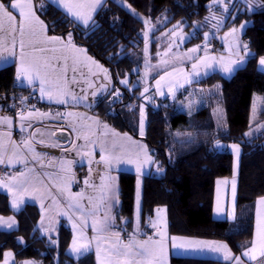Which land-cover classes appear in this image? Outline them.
Segmentation results:
<instances>
[{"label":"trees","instance_id":"trees-1","mask_svg":"<svg viewBox=\"0 0 264 264\" xmlns=\"http://www.w3.org/2000/svg\"><path fill=\"white\" fill-rule=\"evenodd\" d=\"M9 4L12 0H2ZM40 17L46 22L49 34L72 35L75 42L88 51L112 73L114 91L122 90V100L110 103L113 93L93 110L100 118L120 132L140 138L137 114L141 98L136 88L130 91L122 87L121 79L131 76L133 83L140 73L134 70L143 64L141 52L143 39L140 32L145 22L140 17L158 20L164 16L171 24L180 22L190 31L201 24L214 9V0H108L97 14L95 22L83 27L71 20L62 10L44 0H35ZM45 3L40 8L39 4ZM225 23L227 30L242 22H251L243 39L251 56L244 66L227 79L213 73L198 83L205 89L221 85V105L226 127L216 125L211 107H202L196 114L188 115L175 107L154 105L148 107V124L143 139L162 170L161 175L144 177L140 225L147 228L160 207H166L169 232L172 236L222 241L229 245L236 257H242L253 244L255 231L256 201L264 196V135L246 141V133L252 128L251 114L256 95L264 96V72L259 60L264 57V0H254L255 10L249 11L242 1H235ZM203 27L192 42H203ZM153 46L151 62H157ZM15 66L0 69V94L11 91ZM182 93L178 100L181 101ZM138 101L135 111L129 107ZM153 103V102H152ZM65 108V107H64ZM130 109L131 112L128 111ZM38 111V110H37ZM45 111V110H41ZM264 118V112L261 119ZM179 132L194 134V139L178 143ZM236 142L243 145L241 156L237 219H215L214 192L216 180L232 175L233 157L219 149V144ZM138 176L122 173L119 178V206L115 224L133 229L135 216L136 182ZM0 215L15 216L19 228L14 231L0 230V264L5 253L11 251L16 260L33 259L42 264H96L95 257L88 255L72 258L69 247L72 231L62 225L55 238L40 233L37 225L41 213L37 205L28 204L14 212L9 197L0 192ZM56 242V244H55ZM170 264H231L228 261L200 257H171Z\"/></svg>","mask_w":264,"mask_h":264},{"label":"crops","instance_id":"crops-1","mask_svg":"<svg viewBox=\"0 0 264 264\" xmlns=\"http://www.w3.org/2000/svg\"><path fill=\"white\" fill-rule=\"evenodd\" d=\"M44 1L62 10L79 25L89 27L108 0ZM41 5L45 7V3H40V8ZM221 46L223 49L222 43ZM250 56L249 51L247 59ZM11 65L21 75L22 85L34 86L45 104L65 107L64 110L50 112L29 110L20 118L64 124L75 135L71 155L78 161L38 151L25 135V127L21 128L19 135L13 134L16 119L0 108V167L4 169L0 192L9 197L14 212L21 211L28 204L37 205L41 213L37 227L43 236L55 238L62 225L68 227L73 235L69 255L74 259L93 255L96 264H170L173 256L216 259L231 264H264V234L258 236L256 226L252 246L242 257H236L229 245L222 241L172 236L168 222L163 228L154 220L147 231L141 227L136 233L133 229L116 226L119 190L115 207L108 210L106 214L109 215L104 218L97 196L92 200L90 194L93 184L102 187L113 180V174L114 180L119 182L124 172L138 177L162 173L155 174L156 167L157 171L160 169L148 144L140 139L144 136L139 134L138 139L127 132H120L108 123H101L100 116L93 112L112 90L110 70L87 48L78 45L72 35L49 34L34 0H12L10 4L0 0V69ZM259 69L264 72V57L259 60ZM87 72L91 73L92 79ZM260 120L264 121V118ZM36 136L44 143L55 142L50 132H40ZM96 166L100 169L96 170ZM85 168L93 170L99 178L91 183L77 178L76 173ZM222 181L228 185L229 181L221 179L220 183ZM79 182L84 187L76 190ZM257 201V204H263L264 196ZM258 208L256 222L259 218L264 219V208ZM237 215L229 219L228 215L221 214L223 217L216 219L234 221ZM18 228L15 216L0 215V230L14 231ZM151 229L156 232L154 237L147 235ZM124 235L127 236L126 241ZM79 241L83 249L93 243L95 249L76 257L72 246H77ZM105 245L114 247L113 251H117L115 258L111 253L105 254ZM108 256L111 257L110 262ZM1 264L42 263L33 259L18 261L11 251H7Z\"/></svg>","mask_w":264,"mask_h":264},{"label":"rangeland","instance_id":"rangeland-1","mask_svg":"<svg viewBox=\"0 0 264 264\" xmlns=\"http://www.w3.org/2000/svg\"><path fill=\"white\" fill-rule=\"evenodd\" d=\"M235 1L237 0L212 1L210 6H212L214 10L205 17V20L201 24H196L190 31L185 29L186 25L183 23L176 22L171 24V19L166 16L158 20L140 16L145 22L144 29L140 32V36L144 42L141 52L143 64L141 67L134 70L135 74L140 73V75L136 77L133 83H131V76L121 79V85L130 91H134L139 87L141 88V90L137 92L141 98L140 107L138 108L137 114H131L137 118L138 132L141 136H144L146 133L148 124L147 110L149 106L153 105L152 101L155 95L161 99H168L170 102H173L177 105L176 107L179 112H184L188 115L196 114L202 107H211L216 125L221 128L226 127L224 110L220 103L221 85H217L212 89H205L203 86L198 85V83L202 81V78H206L213 73H220L225 78L230 79L237 70L242 68L245 64L247 55H249V50L244 42L243 35L246 28L251 25V22L245 21L227 30L224 29L225 23L233 8L232 4ZM239 1L244 2L248 6L249 11L255 10L253 5L254 0ZM42 6L43 5H41V7ZM203 27H207L206 30L202 32L203 42H192ZM220 42L224 46L223 49ZM201 43H203V45H201ZM211 43H218L220 45L221 50L219 53L207 51V46ZM153 46H156L154 55L158 59L157 62H151ZM88 70L89 69H87V71ZM87 73H89V76L91 75L90 72ZM92 78L93 77L90 76V79ZM112 83V90L109 92V95L114 91V79ZM122 93L121 89H117L112 97H121ZM180 93H182V98H184L181 101L178 100ZM134 102H132L131 105ZM137 104L139 105L138 101ZM88 105L91 106V103H88ZM128 111L131 112L130 109H128ZM263 112L264 96L256 95L251 114L252 128L246 133V141H252L264 135V121L260 120ZM101 123L105 124L103 121ZM194 136L195 135L191 133L179 132L175 135V138L178 143H182L193 140ZM218 146L219 149H226L231 153L233 157V171L231 176L216 180L214 192L215 213L213 211V215L215 219L224 216H221V214L228 215L230 217L229 219H233L232 217L237 213L238 178L240 175L243 145L236 142H229L219 144ZM119 166L121 165H117V167ZM159 171H157L156 167L155 174L162 173V170ZM112 176L113 180H109L108 183L104 185L101 184L103 185L102 187H96L93 184L90 188L92 200H95L97 196L98 204L102 209L104 218L108 217L109 213L106 214L107 211L115 207L118 199L119 182L114 180V174ZM96 178L99 177H96V175L92 173L89 182H93ZM143 179L144 176H139L136 182L133 233L140 231L141 228L140 214ZM221 179L229 181L227 182L228 185H225L226 183L224 181L220 183ZM82 182H79L80 189L84 187ZM96 183L99 182H95V184ZM257 202L258 201H256V204ZM258 206L264 208V203L260 205L258 203L257 207L255 205L256 214L257 209H259ZM167 216L166 207H160L157 210L156 219L152 221L154 222L155 220V224L166 228L168 222ZM152 221L147 224V227L153 225ZM234 221L232 220L231 222ZM255 226L257 229L256 234L262 237L264 234V219L259 218V220L255 222ZM144 231H147V229L144 228ZM151 232L149 237H154L156 232L153 229H151ZM81 238H83V236ZM98 243L100 242L98 241ZM81 245L82 242L79 241L77 246H72V253L77 255L76 257L84 256L88 251H93L92 249H95L94 243L90 245V247H85L84 249ZM103 248H105L103 251L106 255L107 253H111L114 258L117 256V251H113L115 250L114 247L105 245ZM70 251L69 249L68 253ZM110 261L111 257L108 256V262Z\"/></svg>","mask_w":264,"mask_h":264},{"label":"built area","instance_id":"built-area-1","mask_svg":"<svg viewBox=\"0 0 264 264\" xmlns=\"http://www.w3.org/2000/svg\"><path fill=\"white\" fill-rule=\"evenodd\" d=\"M203 45V43H201ZM220 45L218 43H211L207 46V51L219 53ZM117 100L121 101V97H117ZM116 100V101H117ZM153 105L156 107L169 106L175 107L173 102L168 99H161L158 96H154ZM138 107L137 101L134 102L130 109L135 111ZM0 108L3 113L13 116L16 119V128L14 130L15 135H19L21 128L25 127V135L28 140L34 145L36 150L54 155L58 158H65L68 160L78 161V158L71 155V150L74 147L75 135L74 132L66 125L51 122L49 120H30L24 121L20 117L29 110H64V107H54L45 104L39 97L38 92L34 86L22 85L21 75L16 73L14 76L11 91L6 94H0ZM104 123H107L106 118H102ZM40 132H50L54 139V143L41 142L37 139V134ZM100 167L97 166L96 170ZM4 173L3 167H0V179ZM93 170L80 169L76 176L83 181H89L90 175ZM76 190L80 189V184H76ZM151 230H148V235L151 234ZM123 239L126 241L127 236L124 235Z\"/></svg>","mask_w":264,"mask_h":264},{"label":"water","instance_id":"water-1","mask_svg":"<svg viewBox=\"0 0 264 264\" xmlns=\"http://www.w3.org/2000/svg\"><path fill=\"white\" fill-rule=\"evenodd\" d=\"M117 100V96H113L112 99L110 100V103H114Z\"/></svg>","mask_w":264,"mask_h":264}]
</instances>
